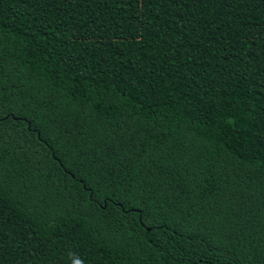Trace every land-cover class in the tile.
Instances as JSON below:
<instances>
[{
    "label": "trees",
    "instance_id": "trees-1",
    "mask_svg": "<svg viewBox=\"0 0 264 264\" xmlns=\"http://www.w3.org/2000/svg\"><path fill=\"white\" fill-rule=\"evenodd\" d=\"M0 264H264V0H0Z\"/></svg>",
    "mask_w": 264,
    "mask_h": 264
}]
</instances>
